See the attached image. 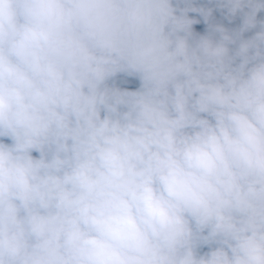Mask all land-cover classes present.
Here are the masks:
<instances>
[{
    "label": "clouds",
    "instance_id": "1",
    "mask_svg": "<svg viewBox=\"0 0 264 264\" xmlns=\"http://www.w3.org/2000/svg\"><path fill=\"white\" fill-rule=\"evenodd\" d=\"M0 264H264V0H0Z\"/></svg>",
    "mask_w": 264,
    "mask_h": 264
}]
</instances>
